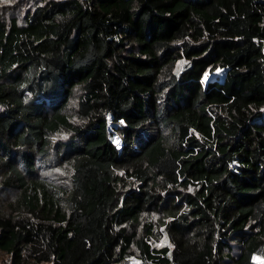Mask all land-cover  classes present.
Wrapping results in <instances>:
<instances>
[{"label": "trees", "instance_id": "1", "mask_svg": "<svg viewBox=\"0 0 264 264\" xmlns=\"http://www.w3.org/2000/svg\"><path fill=\"white\" fill-rule=\"evenodd\" d=\"M0 173L8 264H262L264 0L0 12Z\"/></svg>", "mask_w": 264, "mask_h": 264}, {"label": "rangeland", "instance_id": "2", "mask_svg": "<svg viewBox=\"0 0 264 264\" xmlns=\"http://www.w3.org/2000/svg\"><path fill=\"white\" fill-rule=\"evenodd\" d=\"M38 0H0V12L2 13H16L19 15H22L25 8H27L28 4L35 3ZM72 104V103H71ZM2 173H0V178ZM46 174H48L52 179L59 184H62L63 186H68V176L70 174V169L68 164L61 162L57 163L56 167L54 169L49 170L47 169ZM20 195V190L14 186H6L2 182H0V211L5 214L15 215L17 211H21L20 205L17 202L18 197ZM150 218V217H146ZM152 222L154 223L155 220L157 221L158 215L155 214L154 218H152ZM145 220V217H143L140 221L143 224ZM142 224H137L135 227L137 228L136 231L140 232L142 230ZM160 223L155 224L154 226V233L153 235V241L156 245H161L168 243L167 238L164 234L161 233ZM253 259L257 262H260L264 264V256L255 255ZM10 260V254L0 250V262L1 264H8ZM129 262H133V259H131Z\"/></svg>", "mask_w": 264, "mask_h": 264}]
</instances>
